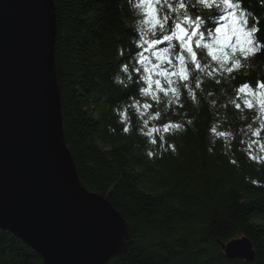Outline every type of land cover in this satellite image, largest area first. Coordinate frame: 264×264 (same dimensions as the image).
<instances>
[{
	"label": "trees",
	"instance_id": "trees-1",
	"mask_svg": "<svg viewBox=\"0 0 264 264\" xmlns=\"http://www.w3.org/2000/svg\"><path fill=\"white\" fill-rule=\"evenodd\" d=\"M54 1L67 144L82 181L107 196L130 225L128 249L108 264H264V107L257 94L247 108L236 91L245 82L255 90L264 80V51L230 75L209 76L217 65L196 49L208 69L197 73L189 66L195 99L178 81L179 103L169 104L163 94L157 102L139 92L147 85L137 82L142 72L132 71L139 66L133 54L140 50L141 7L136 11L132 0ZM167 2L176 6L177 0ZM249 2L264 17L259 0ZM187 3L192 15L209 18L216 11L197 0ZM170 122L183 127L165 132ZM149 128L160 130L150 136ZM241 236L254 244L253 261L224 252L222 243ZM0 264L45 263L33 247L0 229Z\"/></svg>",
	"mask_w": 264,
	"mask_h": 264
},
{
	"label": "water",
	"instance_id": "water-1",
	"mask_svg": "<svg viewBox=\"0 0 264 264\" xmlns=\"http://www.w3.org/2000/svg\"><path fill=\"white\" fill-rule=\"evenodd\" d=\"M54 0H0V229L45 264H108L131 242L111 200L82 181L67 144ZM253 261L248 236L222 243Z\"/></svg>",
	"mask_w": 264,
	"mask_h": 264
},
{
	"label": "snow or ice",
	"instance_id": "snow-or-ice-1",
	"mask_svg": "<svg viewBox=\"0 0 264 264\" xmlns=\"http://www.w3.org/2000/svg\"><path fill=\"white\" fill-rule=\"evenodd\" d=\"M197 2L207 10L216 11L211 17L206 18L200 14H190L187 0H177L176 6L167 0H139L144 19L139 36L136 37L140 40L137 44L140 50L133 54L135 63L139 66H134L132 71L143 73L137 76V82L143 81L147 86L138 90L144 96H151L154 101L158 102L160 94H163L170 97L169 104L173 101L179 103L181 93L176 86L178 81L184 82L185 89L195 99V92L189 87L192 80L191 69L197 73L208 69L207 63L202 66L196 49H205L207 56L217 65L208 71L209 76L224 73L230 75L243 66L242 61L264 51V17L252 9L249 0H197ZM259 4L264 8V0H259ZM157 31L162 34L160 38L144 40L145 35L155 37ZM165 42L166 47H157ZM174 49L178 50L173 51ZM121 70L126 74L130 71L127 64H122ZM129 78L131 79V76ZM117 81L123 83L119 78ZM202 82L197 78L196 88H200ZM236 91L237 98L247 108L253 107V98L257 94L262 98L260 106L264 107V80L257 81L255 90L251 83L245 82ZM143 107L147 109L151 105L145 103ZM235 107L239 109L241 104L237 103ZM154 118H158V114ZM187 123L191 124V121ZM144 124L147 125L148 121L145 120ZM181 127L183 125L170 122L164 125L163 130L168 132ZM123 130L129 131L127 127ZM159 130L149 128L148 135L151 136ZM213 131L215 132V129ZM218 135L225 137L228 133L219 132ZM152 143H156V140L153 139ZM172 147L175 150L174 146Z\"/></svg>",
	"mask_w": 264,
	"mask_h": 264
},
{
	"label": "rangeland",
	"instance_id": "rangeland-1",
	"mask_svg": "<svg viewBox=\"0 0 264 264\" xmlns=\"http://www.w3.org/2000/svg\"><path fill=\"white\" fill-rule=\"evenodd\" d=\"M136 1V6H138L139 5V0H135ZM263 108V107H262ZM263 111H264V108L262 109ZM262 140H263V143H264V135H263V138H262ZM263 151H264V145H263ZM245 260V259H244Z\"/></svg>",
	"mask_w": 264,
	"mask_h": 264
}]
</instances>
